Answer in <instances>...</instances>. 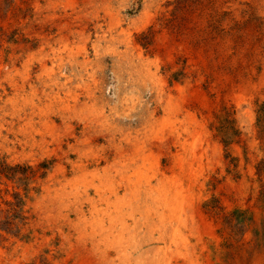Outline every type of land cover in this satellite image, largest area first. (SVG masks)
<instances>
[{"label":"bare ground","instance_id":"1","mask_svg":"<svg viewBox=\"0 0 264 264\" xmlns=\"http://www.w3.org/2000/svg\"><path fill=\"white\" fill-rule=\"evenodd\" d=\"M206 2L191 25H207L212 16L221 21L209 49L193 46L192 30L169 29L171 9L162 4L151 11L155 0H143L138 18L126 14V0H66L70 10L35 17L39 24L32 16L38 4L34 12L25 8L20 20L37 29L20 37V47H31L35 39L53 45L55 36L62 45L59 54L52 49L56 55L50 61L47 53L38 59L39 70L32 71L34 61H27L24 81L14 83L9 102L19 110V123L24 121L19 132L25 138L18 142L29 151L21 154L49 151L32 159L26 155L22 163L55 168L51 178L57 185L46 186L38 201L37 183L28 195L24 186L0 190L8 198L20 193L23 201L21 216L0 213V254L7 247L14 264L51 262L46 234L53 227L44 217L53 208L63 213L66 237L75 229L83 240H69L68 258L57 264H117L116 258L123 264H264V0ZM140 20L152 27L136 26ZM4 56L1 50L0 71ZM178 58L212 72L213 84L206 88L202 77L194 86H171L161 71ZM10 67L17 69L15 63ZM142 88L165 100L166 115L154 118L152 111L143 130H132L127 123L137 115L130 111L138 108ZM157 143L166 155L171 143L183 151L173 164L169 154L165 166ZM80 149L98 158L77 163L83 169L63 181L70 153ZM110 151L117 154L116 164L95 166ZM1 168L0 159V176ZM87 202L94 212L90 217Z\"/></svg>","mask_w":264,"mask_h":264},{"label":"rangeland","instance_id":"2","mask_svg":"<svg viewBox=\"0 0 264 264\" xmlns=\"http://www.w3.org/2000/svg\"><path fill=\"white\" fill-rule=\"evenodd\" d=\"M21 1L23 0H0V51L2 50L5 52L3 61L6 64L5 66L6 69L4 67V69L0 71L1 72L0 73V93L2 92V98L0 101L2 105V118L0 120V129L2 132L0 135V139H1L0 140V159H1V164H2L1 176H0V186H1L0 190L2 191V189H4V191L10 192V188L12 187L19 189L20 186H24L26 189V194L28 195L27 191H28L29 186L33 184L35 185L37 183L38 186H34L33 189H34V201L35 200L38 201V199L45 193L46 186L57 185V182L54 183L53 179L51 178V174L55 172V168L52 169L50 165L43 164L40 168L34 169V168H29L26 166V164L22 163V162L28 161L29 158H27L26 155L31 156V153H28L26 155L21 154L24 151H29V150H24L18 142L21 139L25 138L24 134L19 132V130L21 129L20 127H22L21 124L24 121L22 120L21 123H19V116H18L19 110L17 107H16L17 109L15 107L14 108L12 107V104L9 102V99L14 97L16 94L14 83L15 82L22 83L24 81L23 73L26 70L27 61H29L30 59L34 61V68L32 69V71L41 69L40 68L41 65L38 59L41 58L42 55H45L47 53L46 57L50 56L49 58H47L49 59L48 61H50L53 55L59 54L60 47L62 45V38L61 36L53 37L52 39H55L56 41L53 45L46 44L47 42L44 41V39L36 40L34 38L35 40H33V45L31 47L24 46L23 48H21L20 47V37H22L23 35L24 37L26 36L25 38L23 37V40L27 39L28 34L32 32L35 33L37 28L35 27L36 24L31 25L29 22L23 23V21H21L20 18L24 19L26 17V15L24 16V12H23L26 7L28 9V11L26 12L36 11L37 7L35 6V3H37L40 8L38 11L34 12L32 16H34V18L36 17L38 20H43L46 18L49 19L51 16L58 14L61 11L63 12L64 10H70V7H67V6L65 7L66 0H24L23 2ZM113 4L118 5V3H113ZM126 4L128 6L127 7L128 12H126V14L127 15L129 14L128 16H131L133 18H138L140 16L141 11L144 8L143 0H126ZM162 4L166 6L169 10L171 9L169 12L170 15L167 17L168 28L171 29L172 31H180L179 29H182L183 27H185L183 29L192 30V34L194 36L193 46L195 48L200 47L202 45H206L207 48L209 49L210 46L216 43L217 38H216L215 32L218 31L220 28V25H221L220 20L215 19V17L212 16L210 17V19H208V21H206L208 23L207 25H203L202 27H198V28L191 25L193 16L195 14L201 16L207 9V7L205 6V4H207L206 0L205 2L204 0H194L193 2L192 1L188 2L187 0H185L184 2L181 1L180 5H177L175 1H171V0H155V4L153 5V7H151L152 8L151 11H155L156 8H158V5L162 6ZM29 5L31 6L29 7ZM20 15H23V16L19 17ZM36 18H35V22L39 24ZM158 18H160V16H158ZM138 24L140 25H136V26L141 27L145 24V22L143 20H140ZM152 24L153 23L147 24V25L149 27H152ZM196 24H199V23H196ZM234 29L237 30V34L240 33V21L236 23ZM141 37L143 40L145 39V36L143 38V36L141 35ZM153 37H154L153 35L151 36L148 35L147 39H151V38L153 39ZM147 42L144 43L146 47L148 46ZM6 43L11 44L12 46H8ZM52 49H55L56 54L53 52ZM12 53L14 54L13 56H12ZM139 60L135 61L136 63L132 61L133 62L132 65L139 64L138 62ZM1 62L2 61H0V63ZM167 62H166L167 64L165 63L164 67H162L161 73L166 75L168 80L171 79L169 81V84L171 86H174L177 83L178 85H181V86H184V85L188 86L190 85V83H192L191 86H194L197 80H200L202 77L205 78V79H202L201 81H204L203 85L206 86V88H209V86L213 84V79H214V76L212 75L213 73L212 72L210 73V71H207L204 68H200V66L197 65L195 62H190L188 58H183V59L178 58L174 61H167ZM14 63L17 66L16 70H13L10 67ZM34 72L37 73L36 71ZM9 75L13 76V80L9 79ZM136 75L137 73L134 74V76ZM142 90H145V89L142 88ZM176 93H177V90L175 89L174 94ZM164 101L165 100L160 102L157 98H155V96L153 98L151 95H148L146 90L143 91L140 97V101L137 106L138 108H133L132 110L129 109V106L127 108V110L129 109V111L131 110L130 111L131 113L133 112L137 114L134 116V118L138 117L140 119L137 122L130 120L127 124H131V123L139 124L140 123L136 127H133L132 130H137L139 128L143 130V127H144L143 125L147 121L146 119L148 117L147 115L150 114L152 111H154V114H153L154 118L156 117L159 119H161V117L163 118L166 115V106L164 104ZM20 112L23 115H25L26 110L25 112L20 110ZM142 113L144 116L142 115ZM145 119L146 121L144 122ZM185 134H183V136ZM119 135L120 133L115 134V141H113L114 144H117V141H119V138H118ZM157 145H159L158 147H160L161 144L157 143ZM49 148H53V144L50 145ZM154 148H152L153 152H154ZM66 149H69L67 145H66ZM170 150L171 151L168 152L167 155L163 154L161 147L159 149V152L155 151L161 155L163 154L162 158H163L165 166L166 164H170L167 162L168 160L167 157H170L168 156L169 154L173 156L171 158L172 164H173V161H176V156L178 155V153L183 151L181 145L178 143L175 145L171 143ZM46 151L44 152L40 151L39 153L33 154L31 156V159L46 155L49 152V151L47 152ZM83 154L84 152L81 149L77 153H70V158L68 161L69 166L67 167L65 176L61 177L63 178V181L65 179L71 178L75 174H78V172L83 169L82 166H77V163H82L84 160H87V159L90 161H93L92 160L93 158H98L96 156L95 157L88 156L86 154H84L85 155L84 156ZM88 160L87 162H89ZM94 164L97 165L98 167V164L96 163ZM173 167L174 168H172L171 170L173 169L177 170L179 168L178 166L176 167L173 166ZM95 193L96 192L93 190L92 195L94 196V198H96ZM11 194L12 196H14L13 197L14 199L8 198L7 194H3L2 196H0L1 197L0 213H3L1 217L7 218L9 212L11 216H18V217L21 216V213H20L21 210L19 209V207L21 206V203L23 202L21 198V194L20 193H11ZM97 202L99 204L101 200H97ZM90 207H92V204L88 202L85 203L84 210H86L85 211L86 217H90L94 214V212L91 211L92 208ZM49 211L44 218H46L47 222H49V225L53 228H50L46 234V236L49 237V240L46 239V245L49 246L50 248L51 246L52 247L54 246V249L46 248V250L48 253H50L54 257H53V260L49 262L48 264H57V262H62V260H64L66 257L68 258L67 252H68V248L71 246L69 245V240H73L76 243H81V241L83 242V240L77 239V235H79V233L75 229H73L74 234L71 238L66 237V227L64 223L65 218L63 216V213L55 211L53 210V208L52 210L49 209ZM96 213L98 215V212ZM35 218H37V215H35ZM91 249H94V248H91ZM4 250L5 251L2 254H0V264H14V262H12V260L9 259L10 258L9 254L12 253L11 250H9L7 247H5ZM51 250H52V253H51ZM111 256L112 258H114L113 257L114 255H111ZM68 260L70 262H73L72 259H68ZM116 262L117 264H120V263L123 264L122 261L117 258H116Z\"/></svg>","mask_w":264,"mask_h":264},{"label":"crops","instance_id":"3","mask_svg":"<svg viewBox=\"0 0 264 264\" xmlns=\"http://www.w3.org/2000/svg\"><path fill=\"white\" fill-rule=\"evenodd\" d=\"M139 119L140 118H138V117H136V118H134V122H137V121H139ZM140 124V123H139ZM138 123H136V124H127L128 126H130L131 128H133V127H136L137 125H139ZM116 154V152H114V151H110L109 152V154H108V159H104L103 160V162L101 161L99 164H98V167H100V168H103V167H105L107 164H109V163H114V164H116V162H117V154ZM111 157V158H110ZM114 159H115V161H114ZM106 160H107V162H106ZM84 161H86V160H84ZM112 161V162H111ZM140 163H138V164H134L135 165V167H137L138 165H139ZM94 166V165H93ZM95 166H97V165H95ZM122 193L124 192V190H122L121 191ZM95 196L98 198V196L99 195H97V193H95ZM99 200V199H98ZM99 204L101 205L102 204V202H99Z\"/></svg>","mask_w":264,"mask_h":264}]
</instances>
